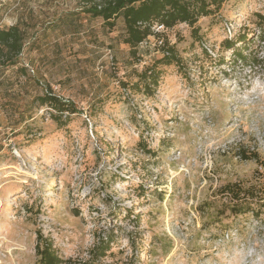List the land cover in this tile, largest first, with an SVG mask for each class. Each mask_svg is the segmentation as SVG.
Instances as JSON below:
<instances>
[{
    "label": "rangeland",
    "instance_id": "obj_1",
    "mask_svg": "<svg viewBox=\"0 0 264 264\" xmlns=\"http://www.w3.org/2000/svg\"><path fill=\"white\" fill-rule=\"evenodd\" d=\"M83 8L0 0V29L17 25L24 37L16 63L0 65V264H36L38 232L70 264L91 260L98 238L111 248L96 264L264 254V211L233 215L220 191L264 194V73L250 68L264 45V0H226L193 30L153 26L174 49L169 65L158 63L156 37L131 50L121 17L110 28ZM227 26L231 40L246 37L235 47L247 63L222 44ZM154 62L149 87L140 74ZM48 86L75 105L65 126L37 100Z\"/></svg>",
    "mask_w": 264,
    "mask_h": 264
},
{
    "label": "trees",
    "instance_id": "obj_2",
    "mask_svg": "<svg viewBox=\"0 0 264 264\" xmlns=\"http://www.w3.org/2000/svg\"><path fill=\"white\" fill-rule=\"evenodd\" d=\"M84 4L83 11L94 18H101L108 27L115 25V20L121 17L124 23L125 35L123 43L131 50H136L141 42L149 36L156 38L160 34L154 33L151 28L162 25L169 30L177 24H186L195 29V24L200 17H207L217 11L226 0H81ZM213 7V9L211 8ZM235 36V35H234ZM246 37L239 35L236 40H224L222 44L233 49V63L238 61L247 63V58L242 54V47L236 48L237 41L245 43ZM24 43L23 32L17 25L0 29V65L7 67L14 65L20 55ZM246 46L245 44L243 45ZM161 59L158 63L169 65L172 63L174 49L163 40L162 45L157 47ZM206 51V50H205ZM261 55L252 58L250 68L258 67L264 73V45ZM207 53V52H206ZM211 56V55H210ZM140 60L139 62H141ZM162 61V62H161ZM155 63L146 66L140 74L143 80H149L148 86L154 87L157 83ZM39 104L46 106L56 115H51L52 120L60 125H67L72 114L76 113L73 102L58 97L52 89L46 87L45 93L37 98ZM64 115V118L62 116ZM243 160L258 161L256 154L241 152ZM263 165L262 162H259ZM221 193L226 197L228 209L233 215L252 214L257 219L264 211V194H258L254 187L247 188L238 184H226L221 188ZM98 242L89 252L91 260L84 264H96L105 257L111 248V239L98 238ZM35 253L36 264H70V260H63L54 250L51 240L44 238L40 232L36 234Z\"/></svg>",
    "mask_w": 264,
    "mask_h": 264
},
{
    "label": "clouds",
    "instance_id": "obj_3",
    "mask_svg": "<svg viewBox=\"0 0 264 264\" xmlns=\"http://www.w3.org/2000/svg\"><path fill=\"white\" fill-rule=\"evenodd\" d=\"M233 264H264V254L255 247H249L236 254Z\"/></svg>",
    "mask_w": 264,
    "mask_h": 264
},
{
    "label": "built area",
    "instance_id": "obj_4",
    "mask_svg": "<svg viewBox=\"0 0 264 264\" xmlns=\"http://www.w3.org/2000/svg\"><path fill=\"white\" fill-rule=\"evenodd\" d=\"M155 28L158 29V30H160V31H166V30H167V29H165L162 25H159V26L155 25ZM225 34L229 37L228 39H230V38L232 37L231 29H230L228 26L226 27ZM143 42H144V41H143ZM143 42H141L140 44L142 45ZM162 42H163L162 39L156 38V39L154 40L153 46H155V47H159L160 45H162ZM144 43L146 44V42H144ZM207 51H208L210 54H212V52H211L210 50L207 49ZM212 55H213V54H212Z\"/></svg>",
    "mask_w": 264,
    "mask_h": 264
}]
</instances>
